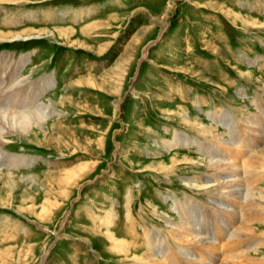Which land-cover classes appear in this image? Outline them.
Wrapping results in <instances>:
<instances>
[{
    "label": "rangeland",
    "instance_id": "374dc122",
    "mask_svg": "<svg viewBox=\"0 0 264 264\" xmlns=\"http://www.w3.org/2000/svg\"><path fill=\"white\" fill-rule=\"evenodd\" d=\"M142 30L131 71L116 85L108 73ZM0 33L25 38L0 37V106L15 111L33 98L53 101L63 115L31 139L7 138L11 160L3 157L0 171L17 180H0V264H139L133 256L145 258V229L168 237L167 222L181 220L176 200L193 197L207 218L211 201L221 200L219 186L193 187L194 179L223 177L202 163L203 150L165 141L179 133L215 146L206 133L213 128L240 142L234 163L264 153V0H0ZM90 76L98 88L78 86ZM19 78L25 97L11 103L4 90ZM48 78L53 86L34 97ZM177 155L193 162L180 164ZM80 166L85 176L64 183L60 174ZM263 171L244 173L240 183L252 187ZM255 185L264 191V178ZM111 229L132 254L114 248ZM251 252L264 259V245Z\"/></svg>",
    "mask_w": 264,
    "mask_h": 264
},
{
    "label": "bare ground",
    "instance_id": "6f19581e",
    "mask_svg": "<svg viewBox=\"0 0 264 264\" xmlns=\"http://www.w3.org/2000/svg\"><path fill=\"white\" fill-rule=\"evenodd\" d=\"M146 32L147 30H142L139 34L133 37L128 49L117 61L114 68L108 73H113L116 85L121 86L123 78H125V75L131 71L132 55L136 49H138L141 43H143ZM60 34L62 35V33ZM64 36L68 37L67 34H64ZM0 37L4 39L16 37V40H25V38L22 37V34L13 35L0 33ZM152 45L153 44L149 46V49L152 47ZM7 58L5 57L6 60ZM23 63L24 61H21L19 64L20 68L21 66H24ZM15 80L13 79L9 81L10 84L8 89L4 90V94L6 91L8 92L10 90L11 100L10 98L9 100L11 103H13V100L17 96H24L25 88L23 87H25V80L22 78H19L16 81ZM45 82L47 83L46 86L40 85L41 87L38 86L34 89V97L36 91L40 92V97L54 84L53 79L51 78H48ZM84 83H87V85L90 87H99L98 80L91 76L89 78L86 77V79H79V82L77 81L78 86H81ZM3 85L5 84L3 83ZM103 85H100V88L105 90ZM28 100L30 102L25 104L24 107H20L19 109L14 107L16 109L15 111L5 106H0V163L2 158L6 156L8 157L6 160H11L9 158V154L4 151L6 143L9 142L7 139L8 137L19 136L22 138L31 139L32 137H35V135L37 136V131L47 128L48 121L53 116H63L60 114L62 112L59 113L55 106H53V101L50 103H44L38 102L33 98H29ZM61 100H63L61 101V103H63L64 99ZM186 116L191 119L189 112H186ZM213 117L215 116L213 115ZM184 120L186 119L184 118ZM220 123L226 125L224 127L228 128L231 133L233 127L230 123ZM250 126L255 127L254 122H249L246 125L247 128ZM214 131L215 129L212 128L206 133L213 136L211 137L212 139H208V141L209 143L216 141L217 143L215 146H212L211 143L209 144L211 146L208 147L206 144H203V142L198 141L197 139H192L188 135L179 133L175 134L174 139H172L173 141H165V145L168 148L198 146L200 150H203L202 152H204L209 159L208 161L203 160L202 163H205L206 167L211 171H216L221 173L220 175H223V177L218 178L209 176L205 178L194 179L195 183L193 184V187L196 190H210L214 186H219L220 193L218 198H221V200L214 199L211 201L212 203L209 206L211 209H213L211 210L213 211V214L208 218L204 213L197 214L198 209H201L199 207L200 203H198L191 196L187 195L185 200H176L174 203L175 210L180 215L181 220L172 221L171 219L167 222L171 226L167 235L168 237H164V233L162 234V231L160 230L152 231L150 229H145L144 236L148 249L144 247L140 248L143 250L145 258H142L143 255L140 257L141 255L134 254L133 261L138 259L141 262H139V264H264V259L254 257V254L251 252L253 251V253H255L257 256V250L262 245H264L262 244V242H264V238H259L257 235L258 231L261 230L259 226L264 224V191L255 185L256 183H259L264 177H251V183L249 184L252 185V187L249 188H245L244 184L240 183L243 179L244 173L256 175L259 174L256 172L257 169L264 170V153L254 157L250 162H248L249 160H246L247 163H234L236 159L234 156V148L238 147L240 142H231L226 139L222 140L220 138H223V135L220 136L213 134ZM46 139L48 142H52V139H50L48 136H46ZM214 147L216 148L214 149ZM221 154H225L226 156L231 155L233 161L230 163L227 160L229 163L226 162ZM177 157L182 156L177 155ZM181 161L182 163L180 164L190 161L193 162L186 156L182 157ZM173 162H177V159H174ZM23 163L26 165L28 164L26 161H23ZM87 168L88 167L80 166L74 170H69L68 172L65 171L60 175H65L63 177L64 183L72 184L73 182L80 180L85 176ZM226 172L230 173V176ZM66 175L68 176L66 177ZM6 178L11 184H14L15 180H17L12 174L0 171V180ZM211 198H213V196ZM225 198L229 200V205L223 203ZM129 200L131 201V196L129 197ZM128 210L131 212V202L128 206ZM43 212L46 213L47 210L43 209ZM129 212L128 215L131 216L132 213ZM114 215L116 214L113 212L112 215L108 216V218L104 220V222L107 220L106 226H109L108 228H110L115 221V219H113ZM107 235L112 240L111 242H114V248L120 253L126 252L128 254V252H132L128 251L129 248H132L130 246L131 242L117 238L112 229L107 232L106 236ZM132 245H137V243L135 241L133 242L132 240ZM134 248L136 250L138 246ZM223 253H227V256L222 260L220 255ZM229 253H232V256Z\"/></svg>",
    "mask_w": 264,
    "mask_h": 264
},
{
    "label": "crops",
    "instance_id": "0c3cea01",
    "mask_svg": "<svg viewBox=\"0 0 264 264\" xmlns=\"http://www.w3.org/2000/svg\"><path fill=\"white\" fill-rule=\"evenodd\" d=\"M136 36V35H135Z\"/></svg>",
    "mask_w": 264,
    "mask_h": 264
}]
</instances>
